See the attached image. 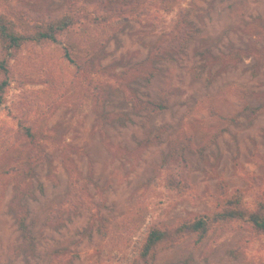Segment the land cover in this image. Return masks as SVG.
I'll return each instance as SVG.
<instances>
[{
    "label": "rangeland",
    "instance_id": "1",
    "mask_svg": "<svg viewBox=\"0 0 264 264\" xmlns=\"http://www.w3.org/2000/svg\"><path fill=\"white\" fill-rule=\"evenodd\" d=\"M65 1L0 0V11L20 31L35 26L37 32L43 11ZM170 6L173 12L159 11L141 23L126 17L98 27L82 19L74 31L94 32L90 47L66 32L57 42H28L9 59L10 85L0 108V170L7 164L3 157L22 156L28 141L15 134L28 126L40 134L44 160L28 180L31 194L22 202L29 206L33 246L20 240L9 209L12 184L0 186V264H47L56 251L68 264H135L154 222L171 225L211 212L219 183L251 205L264 203V58L246 56L226 67L212 58L236 49L264 52V0H173ZM181 6L199 34L181 52L164 50L170 33H178L174 15ZM150 52L160 58V71L148 82L149 71L131 70ZM204 52L209 59H202ZM88 61L92 66L83 71ZM133 98L166 108L138 110ZM158 133V145H140ZM183 156L190 189L169 191L162 164L179 162L181 168ZM69 160L88 200L104 201L100 213L106 222H90L83 202L75 212L55 214L62 224L52 220V209L67 198ZM140 206L130 246L112 250L102 225ZM251 230L239 222L231 230L211 232L199 246L186 238L159 250L149 264H264V235ZM237 246L241 252L234 257L230 250Z\"/></svg>",
    "mask_w": 264,
    "mask_h": 264
},
{
    "label": "trees",
    "instance_id": "2",
    "mask_svg": "<svg viewBox=\"0 0 264 264\" xmlns=\"http://www.w3.org/2000/svg\"><path fill=\"white\" fill-rule=\"evenodd\" d=\"M77 1L66 0L64 6H60L54 11H50L47 4L46 9L48 8L49 17L48 13L43 11L40 16L43 17L42 22L36 25L37 32L34 30L35 26L33 31L30 29L26 33L20 31L18 24L9 18L7 14L0 11V108L5 103V94L10 85L8 80L10 73L9 59L19 53L26 43L42 40L57 42L59 35L69 32L74 40L80 42L81 45L85 44L90 47L96 41L92 35L94 32L91 34L87 30L84 31V29L81 32L74 31L76 25H79L82 19L98 27H106L119 18L127 17L141 23L144 17H156L159 11L173 12V7L170 6L173 0H85V3L80 6H78ZM186 11L182 6L176 9L174 16L177 19L175 23L178 33H170L172 37L166 41V45L162 47L163 49L168 48L181 52L185 49L186 43L199 34L200 30L196 29L195 24L189 20ZM84 21H81V24ZM255 48L253 47V49ZM258 51L253 50L250 53V49H236L229 54L220 53L217 57L213 56L212 58L216 60L215 64H221L225 67L237 64L246 56L252 57L259 62L261 58H264V52ZM164 52L169 51L166 50ZM165 54L167 58L168 55L167 53ZM207 54L209 53L204 52L200 55L204 57L202 59H205L206 57L208 58ZM65 55L69 60L73 61L72 53L68 48L65 51ZM159 61L160 58L156 57L154 52H150L143 62L138 64L136 68H132L131 71L137 75L138 73L143 74L145 70L149 71L150 77L147 81L150 82L160 71L156 67ZM90 65L91 61H88L86 64L81 65V69L86 71ZM97 103H101V98H98ZM133 103L136 109H150V112L166 108L161 103H156L152 100L143 101L140 98H133ZM7 132L10 134L9 130ZM160 134L158 133L154 138L147 137L143 139L140 145L147 148L158 145L161 141ZM15 135L28 142L25 143L26 147L22 150V156L17 158L3 157L7 164L0 170V186L5 185L6 187L8 185L7 182L12 184L14 193L8 203L9 209L20 233V240L30 247L34 244V236L28 222L29 206L27 202L26 204H22V202L27 201L26 197L31 194L29 190L31 180H28L33 178L36 169L42 164L44 158L41 153L42 144L38 142L40 134L34 128L30 126L24 127L21 132ZM14 136L11 135L9 139H13ZM42 136L43 138L45 137L44 134ZM1 153H3V150ZM6 154L10 155V150ZM179 161L181 162V168L178 165L179 162L174 164L167 161L163 162L162 167L166 171L164 180L169 191H177L183 188L184 191H180V193H184L186 189H190L184 172L188 167V162L184 156ZM65 167L69 174L67 198L55 206L50 214H59L61 216L68 212H75L79 206L77 203L83 202L87 205L91 214L90 222L96 223L99 220L106 222L100 213L104 206V201L97 198L88 200L87 192L84 185H81L80 177L72 174L76 170V166L69 160L65 162ZM217 187L219 194L213 196L215 208L211 212L195 214L190 218H182L171 225H165L158 221L154 222L141 244L135 264H149L154 260L159 250L179 245L186 238H193L194 245L199 246L209 237L211 232L231 230L239 222H245L250 225L254 236L264 235V203L256 202L251 205L241 195L226 192L224 182L219 183ZM139 211L142 213V206L138 207L135 212L126 215L122 220H109L107 222L108 226L105 228L102 225L103 236L108 237V246H111L112 250L122 251L130 246L131 238L136 233L138 220H140V213H137ZM136 213L139 218L136 217ZM52 217V220L57 224H62L64 220H59L56 215ZM240 252L241 250L238 246L230 250L231 255L234 257H237ZM50 256L52 257V254ZM65 257L58 255V251H56L53 258L47 261V264H68L69 261Z\"/></svg>",
    "mask_w": 264,
    "mask_h": 264
}]
</instances>
